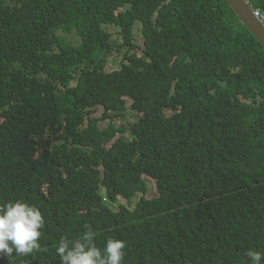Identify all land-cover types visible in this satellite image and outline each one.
I'll use <instances>...</instances> for the list:
<instances>
[{"label": "trees", "instance_id": "1", "mask_svg": "<svg viewBox=\"0 0 264 264\" xmlns=\"http://www.w3.org/2000/svg\"><path fill=\"white\" fill-rule=\"evenodd\" d=\"M124 95L135 139L106 150L91 113ZM143 174L158 195L128 209L116 197L144 194ZM18 199L44 217L40 248L0 264H60L85 224L98 247L125 241L123 264H250L264 252L263 45L226 0H0V205Z\"/></svg>", "mask_w": 264, "mask_h": 264}, {"label": "clouds", "instance_id": "2", "mask_svg": "<svg viewBox=\"0 0 264 264\" xmlns=\"http://www.w3.org/2000/svg\"><path fill=\"white\" fill-rule=\"evenodd\" d=\"M245 2L250 6L254 16L264 26V12L261 11V9L259 8L252 7V5L250 4V0H245ZM134 22L135 23L139 22V20H135ZM107 26H113V25H106V27ZM110 34H111V39L115 46L118 43L122 42V36L120 34L119 28L114 29L113 31L110 32ZM140 34H141V39L140 40L137 39V41L139 42L142 40L141 26H140ZM114 35L119 36V38L113 39L112 37ZM80 43L81 41L79 39V43L75 45L78 46ZM122 98L125 101V108H126L127 99L131 100V108H132L133 99L128 95H124ZM97 107L103 108V106H97ZM97 107L93 108L91 116L95 112V108ZM125 108L123 110H125ZM123 110L121 111L109 110L107 112V115H105L103 111L102 116L94 117L97 119V127L99 128L98 132L104 131L109 136L113 134V136L110 137V139L104 141L101 144V146L106 150H109L113 142H122L130 145V142L135 139L136 134L133 135L134 130L131 129L130 127L131 124L127 128H123L117 126V124L113 120L111 113L119 114ZM133 110L135 111V109ZM135 113L137 119L140 113H138L137 111H135ZM104 118L108 119V121L106 122V126L100 127L98 124V120H102ZM110 124H113L115 129L107 131L106 129L109 127ZM145 176L148 175L143 174V179H145L146 191H147V181ZM145 193L144 194L142 192L136 193L129 199H126L121 195H117L116 199L118 201H120L119 200L120 198L124 199L127 202V204H124L125 207L128 209H133L135 208L136 203L140 200L141 197H143L144 199H150L148 197H145ZM136 196H139V198L135 201L134 206L129 207L128 203H130L131 199ZM44 225H45L44 217L41 211L39 210V208H37L35 205H31L25 202L24 200H19V199L15 201H9L3 205H0V257H11L13 256V254H16L18 256H28L32 254L34 250H39L40 248L39 240L42 235L41 229L44 227ZM84 228L85 231L79 238L74 240L64 238L61 239V241L58 243V246L56 248V254L60 259V264H123V259L126 254L125 241L117 238H107L104 246L101 248L98 247L97 244L95 243L96 233L91 229V226L85 224ZM246 255L250 260V264H264V252L257 251L254 249H249L247 250Z\"/></svg>", "mask_w": 264, "mask_h": 264}, {"label": "rangeland", "instance_id": "3", "mask_svg": "<svg viewBox=\"0 0 264 264\" xmlns=\"http://www.w3.org/2000/svg\"><path fill=\"white\" fill-rule=\"evenodd\" d=\"M140 23L136 22L134 24V28H133V35L136 39L140 40L141 39V34H140ZM108 30L111 32L114 29H116L117 27L114 26H107ZM59 37H65L67 39V41L71 44H78L79 43V38L76 34H60ZM113 39H118L119 36L114 35L112 37ZM120 57L121 55L119 53H116L115 51H112V54L107 57L108 59V63L106 65V70H113V69H117L120 67L121 62H120ZM103 108L102 107H97L95 108V112L92 114V117H100L103 114ZM114 122L117 124V126L123 127V128H127L130 124H132L135 119H136V113L135 111L131 108V100L127 99L126 102V108L125 110H123L122 112H120L119 114L117 113H111ZM108 121L107 118H104L102 120H98V124L100 127H105L106 126V122ZM146 181H147V191L145 193V197L151 198V197H155L157 195V190H156V183L155 180L151 177L145 176ZM139 198V196H136L134 198L131 199L130 203H128L129 207H133L135 201ZM117 200V199H116ZM120 202L122 204H127V202L120 198L119 199Z\"/></svg>", "mask_w": 264, "mask_h": 264}, {"label": "water", "instance_id": "4", "mask_svg": "<svg viewBox=\"0 0 264 264\" xmlns=\"http://www.w3.org/2000/svg\"><path fill=\"white\" fill-rule=\"evenodd\" d=\"M229 6L236 13L238 19L257 38L264 47V26L254 16L250 6L245 0H226Z\"/></svg>", "mask_w": 264, "mask_h": 264}]
</instances>
